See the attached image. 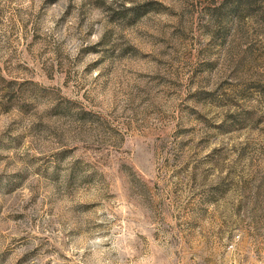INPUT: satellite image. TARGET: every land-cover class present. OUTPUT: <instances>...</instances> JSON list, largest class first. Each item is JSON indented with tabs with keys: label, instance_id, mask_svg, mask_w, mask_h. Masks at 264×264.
Wrapping results in <instances>:
<instances>
[{
	"label": "rangeland",
	"instance_id": "1",
	"mask_svg": "<svg viewBox=\"0 0 264 264\" xmlns=\"http://www.w3.org/2000/svg\"><path fill=\"white\" fill-rule=\"evenodd\" d=\"M0 264H264V0H0Z\"/></svg>",
	"mask_w": 264,
	"mask_h": 264
},
{
	"label": "built area",
	"instance_id": "2",
	"mask_svg": "<svg viewBox=\"0 0 264 264\" xmlns=\"http://www.w3.org/2000/svg\"><path fill=\"white\" fill-rule=\"evenodd\" d=\"M237 238H238V235L233 236L232 242H229L228 245H227V247L228 248H231L233 246V242L236 241Z\"/></svg>",
	"mask_w": 264,
	"mask_h": 264
}]
</instances>
